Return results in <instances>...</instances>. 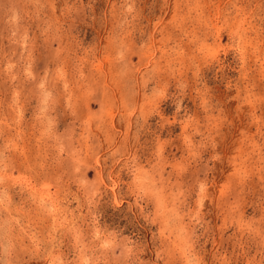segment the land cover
I'll list each match as a JSON object with an SVG mask.
<instances>
[{"label": "rangeland", "instance_id": "374dc122", "mask_svg": "<svg viewBox=\"0 0 264 264\" xmlns=\"http://www.w3.org/2000/svg\"><path fill=\"white\" fill-rule=\"evenodd\" d=\"M0 264H264V0H0Z\"/></svg>", "mask_w": 264, "mask_h": 264}]
</instances>
